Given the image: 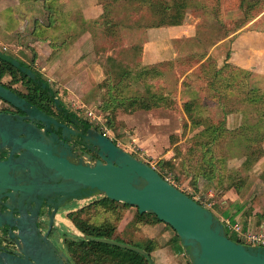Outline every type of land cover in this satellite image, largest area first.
<instances>
[{
  "label": "rangeland",
  "instance_id": "1",
  "mask_svg": "<svg viewBox=\"0 0 264 264\" xmlns=\"http://www.w3.org/2000/svg\"><path fill=\"white\" fill-rule=\"evenodd\" d=\"M12 1L13 21L9 19L10 11L6 14L2 12L1 17L6 16V29L10 30L12 26L13 31L4 37L2 32L4 24L0 22L2 30L0 51L4 52L6 48V54L14 57L16 56L15 51L19 55L26 54L28 58H23L22 61L40 73L49 82L51 88L59 92L60 97L70 109L81 112L101 132V126H106L114 143L126 152L133 154L155 169L159 168L161 162L171 161L172 167L166 168L169 171V182L186 194L193 195L195 199L212 205L209 210L216 217L221 219L216 208L223 213L227 207L230 211L244 207L252 210V213L254 211L258 216L262 215L260 219H255L254 224L258 229H264L261 228L264 225V221H261L264 219V156L250 171L245 172L242 164L246 159L245 154L249 153L246 150L248 142L241 137L242 135L244 137L247 125L257 123L262 107L251 106L245 101L244 96L239 95L237 88L232 91L213 89L211 75L206 71H200L199 65L196 64L200 60L190 58L197 54H207L212 58L216 67L223 68L227 54L232 51L234 33L214 47L189 46L187 40L195 36L199 24L203 25L207 21L209 24L206 27L210 28L209 21L214 18L208 11L209 8L213 9L219 1L222 20L232 32L245 20L243 12L236 5L237 0H199L203 7L191 11L192 22L190 24L179 29L165 28L153 32L143 28V25L151 19L146 6L127 3L125 0L119 2L107 0L106 3L111 6V16L119 23V26L122 25V28L116 32L117 39L109 40L108 38L102 42L101 40L104 39L98 38L101 46L104 47V50L100 52L102 53L100 58L99 55L95 56L94 49V53L89 54L85 60H81L83 49L70 47L71 45L63 46L61 40L52 41L50 34L54 33L52 27L54 23L50 24L51 12L48 8H42L40 1L39 4L35 0ZM102 2L105 5V1L100 0H75L71 5L77 8L80 14L86 13V10L89 11L90 8L100 12V6L104 13ZM36 5L38 8L41 7L40 10H37ZM28 13H34L35 16H28ZM78 13L77 16L80 17ZM252 17V21L242 29L264 31V0L252 11ZM41 25L46 29L36 35V27ZM223 29L221 36H224L228 30L227 27ZM189 31V36H187ZM209 32L210 29L205 28L207 35L210 34ZM46 36L48 37L46 40L52 41L53 44L51 42L47 44L48 46L40 44V47L44 52L52 50V53L56 52L55 56L59 58V61L55 63L52 60L47 61L49 54H43L38 67L33 46L36 39L40 38V41H44ZM115 60L116 65H122L123 68L134 71L160 65L165 79L155 81L151 89L157 92V89L161 88L162 93L170 95L175 104L169 108L138 110L133 113L122 109L117 110L115 115L111 111L106 112L103 108L104 102L109 101L111 95L118 96L116 90L108 88V86L114 88L118 82L116 78L118 68H113ZM232 71L228 69L224 75L228 76ZM253 76H255L254 86L264 88L263 78L258 74ZM127 80L124 86H121L124 91L120 93L121 95L146 96V88L138 83L135 77ZM10 82L9 76L3 79V83L7 85ZM12 87L20 91L25 90L21 84H15ZM217 87L225 86L218 85ZM189 104L195 107L191 113L186 111V105L189 106ZM2 107H5V104L0 101V109ZM89 112H92V117L88 115ZM109 117L113 119L112 129L107 124ZM206 118L213 122H221L225 119L229 133L216 145L217 155L221 156L224 162L222 166L217 167L225 174L223 179L212 182L199 179V188L196 192L195 187L198 186L194 185V178L200 170V163L198 164L200 155L194 150L193 145L195 139H199L200 131L204 129L203 122ZM261 125L263 128L259 127ZM259 126L261 131L256 128L248 132L253 137H256L259 132L263 135L262 142L256 144L254 150H250L257 153L260 148L264 151V123ZM237 172L240 176L236 175ZM241 179L246 182L241 193L238 194L234 188L229 187L233 181L240 184ZM95 201L97 200L73 202L60 212L57 218V229L51 236L59 249L64 250L66 239L77 236L79 233L73 223L67 219L71 212L70 209L87 208ZM97 215L95 219L99 223L115 219L113 212ZM247 216H234L232 221L239 220L247 225ZM226 229L233 240L246 243L229 226H226ZM117 233L133 243L153 240L158 247V250L152 254L154 264H188V260L181 252L182 245L175 240V231L168 225L157 222L155 217L141 218L134 207L126 210L124 217L117 224Z\"/></svg>",
  "mask_w": 264,
  "mask_h": 264
},
{
  "label": "water",
  "instance_id": "2",
  "mask_svg": "<svg viewBox=\"0 0 264 264\" xmlns=\"http://www.w3.org/2000/svg\"><path fill=\"white\" fill-rule=\"evenodd\" d=\"M0 60L41 83L34 71L16 58L0 51ZM41 85L54 99L56 108L63 111L54 89L46 83ZM0 100L25 114L0 112V204L7 209L0 212V229H17L10 236L15 252L0 250V264H72L51 237L58 214L73 202L103 197L129 204L140 214L154 215L169 225L180 238L190 264H264V247L232 240L212 211L94 126L86 129L69 116L75 125L70 130L2 83ZM66 140H77L98 158L82 154ZM15 210L17 218L11 213ZM46 218L49 225L44 231L39 223ZM77 236L84 237L80 231ZM93 240L149 256L126 243L107 238ZM149 261L154 264L150 256Z\"/></svg>",
  "mask_w": 264,
  "mask_h": 264
},
{
  "label": "trees",
  "instance_id": "3",
  "mask_svg": "<svg viewBox=\"0 0 264 264\" xmlns=\"http://www.w3.org/2000/svg\"><path fill=\"white\" fill-rule=\"evenodd\" d=\"M42 6V8H48L51 12V16L49 18L50 24H53L54 33L52 35V41L58 42V38H54L53 35L57 32V17L61 12V3L64 4L66 0H35ZM105 5L102 2L101 5L104 8V13L101 18L95 22H92L91 28L94 30V41H95V54L99 55L100 52L104 50V47L101 46L98 38H102V42L109 38L114 40L117 39L115 35L119 28H122V25L119 26V23L116 22L114 17L111 16L110 5L106 3ZM113 2H119L121 0H112ZM127 3L132 2L136 3L140 6H146L147 10L151 14V19L143 25L144 29L147 30H155L160 28H173V27H183L192 22L191 20V11L193 9H199L203 7L199 3V0H125ZM262 0H237L236 5L243 12L245 16L244 22L237 26L232 32L228 29L229 27L225 25L223 22V17L220 13L221 11V3L219 1L216 6L211 9L209 8L208 13L214 18L211 19L210 28L206 27L209 23L207 21L204 22L203 25H198L196 29V34L194 37L188 38L189 46L198 45L202 47H214L217 44L230 35L232 33H236L241 30L248 22L252 21V11L256 8L257 5L261 3ZM37 6V5H36ZM49 6V7H48ZM41 8V7H40ZM37 6V10H40ZM30 10V9H28ZM195 11V10H194ZM212 12V13H211ZM207 13V14H208ZM75 28L77 34L79 32H85L83 24L80 22V19H76ZM246 22V23H245ZM79 23V24H78ZM102 27V28H101ZM105 27V28H103ZM227 27V33L224 36H221V31L223 28ZM142 28V27H140ZM205 28L210 29V34L205 33ZM46 29L43 25L36 27L35 33L43 32ZM75 32V31H74ZM48 37L44 38V41H47ZM73 40V37H69L64 40V42H69ZM52 41H49L52 43ZM142 43V42H141ZM4 53H6L4 51ZM56 53V52H55ZM11 56V55H10ZM14 57V56H12ZM15 58V57H14ZM193 59L200 60L197 65H199L200 71H203L211 75L212 86L215 90H235L237 88L239 95L245 97V101L249 102L253 107H262L258 114V121L254 125H247L246 132L241 136L248 143L246 146V150L249 151L248 154H245V161L243 162V170L248 172L252 169V167L264 156L263 149H259L258 153L256 151L252 152L250 150H254L256 144H259L263 140L262 133L259 132L256 137H253L248 132H252L254 129L260 130L263 128L259 126L264 123V88H256L253 83V79L255 76L254 73L250 70H246L240 67L234 66L230 63L231 51L226 56L223 68H218L212 62V58L207 54H197L194 57H190ZM18 60V59H17ZM113 62V60H111ZM22 65H25L31 68L34 73L37 75L38 81L41 83H49L42 77L40 73L35 71L33 67L25 62H22ZM116 60L114 61L113 68L117 69L116 78L118 79L117 84L114 88L109 87L110 90H116V94L118 96L111 95L110 100L104 102V110L106 112L111 111L113 115L116 114L117 110L122 109L125 112H136L138 110H153L159 108H169L172 107L175 103L170 95L162 93V89L158 88L157 92L152 91V86L155 81H161L165 79V74L159 67H144L139 71L128 70L123 68L122 65H116ZM162 64V63H161ZM115 66V67H114ZM233 70L228 76L224 75L226 70ZM9 76L11 78V82L7 85L3 83V79ZM135 77L138 83L142 84L146 88V96L145 97H129L127 95H121L124 91L121 89L127 79ZM0 83L4 84L7 88L12 89L15 93L25 98L27 101L37 106L38 108L47 111L45 107L42 105L46 104L45 102L52 101L53 99L50 97L47 90H45L41 83H37L30 78H28L24 73L20 70L16 69L11 64L0 60ZM263 83V79H262ZM21 84L25 89L24 91H20L14 89L12 85ZM225 86L223 88H219L217 86ZM41 96V98H40ZM195 107H192V104L186 105V111L192 112ZM207 119V120H206ZM203 122L204 129L199 133V139H195V143L193 148L200 155V159L198 164L200 163L199 173L195 176L194 185H199V179H203L207 182H212L215 180L223 179L224 172L223 170L219 171L217 166L223 165L222 157L217 155L216 145L219 144L225 137L227 132L225 119L221 122H213L206 118ZM113 119L109 117V122H107L108 126L112 129ZM90 124L94 126L93 123ZM245 125V124H244ZM260 128H259V127ZM98 129V128H97ZM261 131V130H260ZM133 155V154H132ZM134 156V155H133ZM136 157V156H135ZM150 165V164H149ZM171 161H163L160 163V170L156 169L164 179H168L169 171L166 169L167 167H172ZM239 175V172L236 173ZM235 175V176H236ZM197 181V183H196ZM241 179V183L237 184L236 182H232L229 188H234L236 192L239 194L242 191L243 185L245 184ZM199 186L195 187V191L197 192ZM190 197L194 198L193 195L188 194ZM128 208H133L129 204L119 203L112 201L106 197L100 198L87 208L80 209L76 212H72L68 215V219L73 223V225L80 231L84 237L73 236L70 239H66V247L64 251L68 254L69 259L72 264H150L149 256L152 257V254L158 250L157 245L153 240H147L144 242L133 243L127 240L125 237L118 235L117 233V224L124 217L126 210ZM105 212H113L114 213V221H103L99 223L96 221V216L99 213ZM138 214L141 218L155 217L156 221L161 222L156 216L151 214ZM93 216V217H92ZM224 216H228V213H224ZM92 217V218H91ZM91 218V219H90ZM234 215L230 216V219L233 220ZM165 224V223H164ZM169 226V225H168ZM170 227V226H169ZM171 228V227H170ZM93 238H107L115 241H119L121 243H126L146 251L149 256H144L138 252L123 249L114 245H108L104 243H98L93 240ZM233 240V238H231ZM175 240H178L181 245V240L175 235ZM240 242L239 240H234ZM183 252V249L181 251ZM188 264H190L188 262Z\"/></svg>",
  "mask_w": 264,
  "mask_h": 264
},
{
  "label": "crops",
  "instance_id": "4",
  "mask_svg": "<svg viewBox=\"0 0 264 264\" xmlns=\"http://www.w3.org/2000/svg\"><path fill=\"white\" fill-rule=\"evenodd\" d=\"M75 0H66L63 3H61V12L57 17V30L58 32L53 35V37L58 40H61V44L63 46L65 45H71L70 47L77 48L79 47L80 50L83 49V54L81 55V60H85L86 57L89 56L92 52L94 53L95 49V41H94V30L91 28V23L99 20L103 14V10L100 6V12L95 11L94 8H90L89 11L86 10V13L82 12V14L77 12V8H74L71 4ZM39 4V3H37ZM7 11H10L9 13V19L12 22L13 21V1L12 0H0V22L4 24L3 31L0 28V32L2 31L4 33V37L8 36L7 34H10L12 30V26L10 30L6 29V23L7 18L1 17V13ZM77 13L80 17L77 16ZM37 15V14H36ZM28 16H35L34 13H28ZM80 19V22L83 24L85 32H79L77 34L76 28H75V22L76 19ZM256 23V21H255ZM2 26V25H1ZM185 27V26H184ZM190 27V26H189ZM176 29L183 28V27H173ZM165 28H160L156 30H150L149 32L153 31H161ZM170 29V28H169ZM75 31V32H74ZM190 31L188 32L189 36ZM1 34V33H0ZM40 34V32H39ZM235 38L232 45V51H231V58L230 63H232L236 67H240L246 70L252 71L254 74H258L263 78V84H264V31H248V30H239V32H236L234 34ZM73 37V40H70L69 42H64L65 39ZM35 45L33 46V49H35L36 54V65L40 66V58L43 56V54H49V58L47 61H51L55 63V61H59V58L55 56V52L52 53V51H46L44 52L42 47H40V44L47 45L49 40L47 41H40V38L35 40ZM46 42V43H43ZM59 42V41H58ZM64 42V43H63ZM48 46V45H47ZM60 46V45H59ZM41 50V51H40ZM51 50V49H50ZM95 54V53H94ZM15 58L19 61L24 60L23 58H28L27 55H19L17 51H15ZM58 55V53H57ZM102 53L99 54V58L101 57ZM106 55V54H105ZM112 55V53H111ZM22 56V57H21ZM95 56H97L95 54ZM23 62V61H22ZM40 71V70H39ZM228 209V207H227ZM223 210V213L219 212L218 208L216 210L218 211L221 218H229L230 216H246L248 215V223L245 226H250L251 230L255 231H261L262 229H258L255 226V219H260L262 215H257L254 211L252 213V210L245 209L244 207H238L234 209L233 211L230 210ZM76 208L74 209V211ZM248 210V211H246ZM72 211V210H70ZM224 213H228V216H224ZM251 213V214H250ZM68 219V218H67ZM69 220V219H68ZM261 221H264L262 219ZM64 223V222H63ZM65 224V223H64ZM261 228H264V225H262ZM264 230V229H263Z\"/></svg>",
  "mask_w": 264,
  "mask_h": 264
},
{
  "label": "flooded vegetation",
  "instance_id": "5",
  "mask_svg": "<svg viewBox=\"0 0 264 264\" xmlns=\"http://www.w3.org/2000/svg\"><path fill=\"white\" fill-rule=\"evenodd\" d=\"M49 83V82H48ZM50 86V84H49ZM51 87V86H50ZM53 89V88H52ZM54 91L56 92V95L58 96V98L60 99L61 101V104L62 106L64 107V110L63 111H60L56 108L55 106V102H54V99L52 101H48L45 102L46 104L42 105V107H45L47 109V111H44L46 112L47 114H49L50 116L54 117L56 120H58L60 123L66 125L70 130H73L74 129V124L72 123V121L70 120L69 116H72L73 118L79 120L81 123L84 124V126L86 127V129H89L92 125L90 124V120L86 119L83 114L81 112H77V111H74L72 109H70L64 102V100L60 97V94L57 90L54 89ZM41 98V96H40ZM2 101V100H0ZM3 102V101H2ZM5 104V107H2L0 109V112L1 111H5L7 113H12L14 115H21V116H25L24 113H22L21 111L13 108L11 105H9L8 103L6 102H3ZM40 109V108H39ZM66 110V111H65ZM66 112H68V114H66ZM96 128V126H94ZM39 128L40 125H39ZM101 132V131H100ZM102 133V132H101ZM60 135V137L62 138V130L59 131L58 133ZM68 140H66L67 142ZM69 142V141H68ZM70 145H73L74 146V149L77 150V151H80L82 152V154H91L95 159L98 158L97 155L93 154L91 151H89V149H87V147L85 145H82L81 143H79L77 140H71L69 142ZM7 157H4V159H6ZM7 199H4V201H6ZM1 203V202H0ZM75 208H72L70 210H73L71 211L70 213L72 212H76L77 211V208L76 210L74 211ZM7 209L2 205L0 204V212L1 213H4ZM64 210V209H63ZM62 211V210H61ZM9 212V211H8ZM14 216V218H17L19 217V214L18 212L15 210V211H12L11 212ZM69 213V214H70ZM60 214V213H59ZM58 214V215H59ZM68 218V217H67ZM48 225H49V220L48 218H46L44 221H41L39 223V227L42 228L44 231H46L48 229ZM56 226L54 227L52 233H51V236L54 235V232L56 231ZM12 231H17L16 228H10L8 226H4V228L0 229V250L1 251H4V252H9V253H14L15 252V248H14V242L12 241L11 239V232ZM176 243V242H175ZM184 254V253H182Z\"/></svg>",
  "mask_w": 264,
  "mask_h": 264
},
{
  "label": "built area",
  "instance_id": "6",
  "mask_svg": "<svg viewBox=\"0 0 264 264\" xmlns=\"http://www.w3.org/2000/svg\"><path fill=\"white\" fill-rule=\"evenodd\" d=\"M6 51V48L5 50ZM88 115L92 117V112H89ZM105 127V128H104ZM102 128V133L105 134L106 136L110 137L109 130L106 126H101ZM153 167V166H152ZM154 168V167H153ZM168 180V179H167ZM169 181V180H168ZM195 199V198H194ZM199 204H201L203 207L209 209L212 208L210 205L205 204L203 201H200L198 199H195ZM222 223L224 224L225 228L226 226H229L232 231H234L239 237L245 241L246 243L242 242L240 240V243L247 244V245H252V246H261L264 247V230L262 229L261 231H255L251 230L250 226H245L241 221H232L229 218H221L220 219ZM230 235V234H229Z\"/></svg>",
  "mask_w": 264,
  "mask_h": 264
}]
</instances>
